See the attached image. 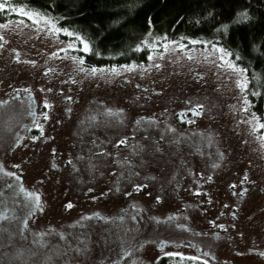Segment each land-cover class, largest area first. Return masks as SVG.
I'll return each instance as SVG.
<instances>
[{
	"label": "rangeland",
	"instance_id": "rangeland-1",
	"mask_svg": "<svg viewBox=\"0 0 264 264\" xmlns=\"http://www.w3.org/2000/svg\"><path fill=\"white\" fill-rule=\"evenodd\" d=\"M55 33L0 25V264H264L245 72L173 42L93 72Z\"/></svg>",
	"mask_w": 264,
	"mask_h": 264
},
{
	"label": "trees",
	"instance_id": "trees-1",
	"mask_svg": "<svg viewBox=\"0 0 264 264\" xmlns=\"http://www.w3.org/2000/svg\"><path fill=\"white\" fill-rule=\"evenodd\" d=\"M0 25L46 19L87 70L146 64L173 42L186 51L223 50L248 78L246 95L264 119V0H0ZM23 9V12L20 10ZM85 46H87L85 50ZM174 261L168 257L157 264Z\"/></svg>",
	"mask_w": 264,
	"mask_h": 264
},
{
	"label": "snow or ice",
	"instance_id": "snow-or-ice-1",
	"mask_svg": "<svg viewBox=\"0 0 264 264\" xmlns=\"http://www.w3.org/2000/svg\"><path fill=\"white\" fill-rule=\"evenodd\" d=\"M7 2V0H5V3ZM5 4L4 3H0V10L4 9ZM21 12H23V9L20 10ZM87 46H85V50H86ZM81 63H83V61H81ZM93 72H95L96 70L93 69ZM261 127H264V125H261ZM68 207H71V205H68Z\"/></svg>",
	"mask_w": 264,
	"mask_h": 264
},
{
	"label": "flooded vegetation",
	"instance_id": "flooded-vegetation-1",
	"mask_svg": "<svg viewBox=\"0 0 264 264\" xmlns=\"http://www.w3.org/2000/svg\"><path fill=\"white\" fill-rule=\"evenodd\" d=\"M183 114L184 116L179 117V120L181 121V123H185L188 120L187 114L185 112ZM190 115L193 116L192 112L190 113Z\"/></svg>",
	"mask_w": 264,
	"mask_h": 264
},
{
	"label": "water",
	"instance_id": "water-1",
	"mask_svg": "<svg viewBox=\"0 0 264 264\" xmlns=\"http://www.w3.org/2000/svg\"><path fill=\"white\" fill-rule=\"evenodd\" d=\"M196 114H197V113H195V112L193 113L194 116H195Z\"/></svg>",
	"mask_w": 264,
	"mask_h": 264
}]
</instances>
